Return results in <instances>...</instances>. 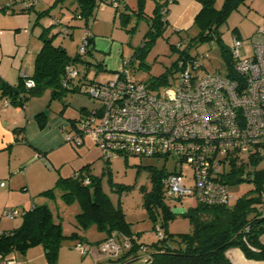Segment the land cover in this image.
<instances>
[{"label": "rangeland", "instance_id": "1", "mask_svg": "<svg viewBox=\"0 0 264 264\" xmlns=\"http://www.w3.org/2000/svg\"><path fill=\"white\" fill-rule=\"evenodd\" d=\"M2 1L0 2V68L10 82H15L18 74L25 70L27 75L32 74L34 54L36 48L38 49L42 43L40 34L43 31L47 36L56 34L53 42L64 47L70 56H79L81 59L93 62L91 56L79 52L88 23L80 17H72L70 8L73 6L69 1L50 8L49 15L45 16H39L38 12L49 8L53 2L39 1L38 4L35 3L36 6L23 11L21 10L23 8L22 0ZM7 4H12V6L7 7ZM222 4L223 0H214L215 8L220 9ZM107 7L113 9L114 6L107 5ZM49 19H52L53 23H48ZM262 23H264V0H245L229 12L226 19L219 24L218 31L228 50H230L231 37L238 36L242 41V45L238 48L239 56L245 57L252 55L250 38ZM131 25L135 28L133 32H128L130 37L124 41L123 58L133 55L148 28L146 19L136 17L135 14L130 21V27ZM200 31L199 24L191 25L180 35L168 28L163 35L155 38L151 47L142 57L135 56L131 63L124 67L129 78L147 84L168 70L167 76L170 83L168 86H174L176 72L170 73V71H173L172 63L178 57L179 52L172 49V45L176 46L178 43L180 49L188 47L190 55L204 56L202 72L226 73L227 64L221 55V48L215 40L192 41ZM70 63L78 71V74L67 87L71 89L74 85H80L81 90L74 92L64 89V92H60L59 95L52 98L53 89L62 90L63 88L47 85L42 93L33 95L35 97H29V99L33 97L30 100L31 106L36 109L41 108L52 115L57 114L60 109H65L67 117L76 119L80 115L78 110L81 107L91 109L99 105L97 100L85 92L86 82L95 77L96 68L93 64L87 67L80 59ZM66 130L73 131L71 126ZM67 144L52 152L53 164L48 162V168L54 172L56 178L71 176L82 166L88 165L90 173L100 180L102 192L114 207H120L131 232L138 236L139 242L150 244L155 241L158 233L154 228V218L143 204V194L144 190L149 191L152 187L151 169L172 171L175 168V161L170 158L130 155L126 159L118 156L107 162L88 136L85 137L82 145L68 142ZM254 165L250 163L249 167L248 165L245 167L249 169ZM179 166L186 174L185 182H190V167L185 163ZM256 166L264 168V160L256 162ZM48 168L47 170H49ZM246 169L243 171L242 177L245 176ZM56 178L55 180L47 179L44 184L47 186L43 189L51 188L55 184ZM228 188L231 192L229 206H232L236 199L242 195L255 196L258 194L254 181L240 180L229 184ZM163 190L164 202L173 214L167 222V231L176 238H179L182 233H192L193 224L188 215L184 213L192 207L191 199L184 197L179 200L168 195L165 189ZM262 190H264V186H262ZM39 193L38 191L35 193L36 201H38L36 199L39 198L38 196H43ZM62 193V190L55 189L53 196H43V198L46 197L45 200L53 219L60 223L64 235L59 245L56 264H150L144 259L141 251L127 255L124 253L125 248L112 254L99 251L98 242L105 237V232L94 223H90L86 227L78 223L77 214L81 208L77 198L66 200ZM14 208L20 209L21 214L12 219L3 214L0 217L2 220L0 229L8 227V225L11 228H18L22 225V212L25 209ZM155 217L159 224L163 221L159 206L156 208ZM159 227L164 233L165 228L161 224ZM78 242L91 248V251L84 256L79 254L74 248ZM7 256L14 259L15 264H47L45 249L41 244L31 245L24 252L14 249Z\"/></svg>", "mask_w": 264, "mask_h": 264}, {"label": "built area", "instance_id": "2", "mask_svg": "<svg viewBox=\"0 0 264 264\" xmlns=\"http://www.w3.org/2000/svg\"><path fill=\"white\" fill-rule=\"evenodd\" d=\"M37 1L22 0L23 7H31ZM157 1L161 2L160 13L165 15L174 0ZM119 3L120 0H99L96 9L106 5L116 8ZM88 33L87 30L79 47L83 54ZM231 38L233 77L202 72L204 56L196 55L177 59L174 86L151 90L146 83L129 78L124 67L130 57L124 58L123 68L112 78L87 83L86 92L99 105L85 109L75 124L71 123L73 131L66 132L64 140L80 145L88 136L105 160L130 155L173 159L178 171L167 174L162 182L168 195L189 197L193 206L197 202L228 204L231 192L224 178L231 161L249 166L252 160H264V23L250 38V56L240 57L238 48L242 41L238 36ZM64 70L62 83L68 86L78 71L71 63L65 64ZM21 76L25 87H34L25 72ZM11 104L10 97H0V107ZM183 163L191 169L188 183L179 166ZM79 178L85 184L89 182L88 176ZM20 214L18 208L4 210V216L10 219ZM157 233L162 236L158 228ZM119 238L115 234L107 237L98 244V250L112 254L129 248V240ZM74 248L82 255L91 251L81 242ZM141 250L145 251V247ZM15 263L0 254V264Z\"/></svg>", "mask_w": 264, "mask_h": 264}, {"label": "trees", "instance_id": "3", "mask_svg": "<svg viewBox=\"0 0 264 264\" xmlns=\"http://www.w3.org/2000/svg\"><path fill=\"white\" fill-rule=\"evenodd\" d=\"M64 1H69L73 6L70 8L72 17L84 19L89 26V20L94 16L99 0H54L49 8L38 12V15H49L50 8ZM136 1V8L131 12V15L135 14L136 17L146 19L148 29L140 45L133 55L130 56V63L135 56L142 57L151 47L155 38L163 35L168 26L166 14L162 15L160 13L161 2L154 0V8L151 13L147 14L143 9L144 0ZM198 1L201 3V9L194 18V24H199L201 31L192 41L215 40L220 46L221 55L227 64L225 74L233 77L235 73L232 69L230 50L226 49L223 44L218 28L229 12L237 8L245 0H223L220 9L215 8L214 0ZM6 6L11 7L12 4ZM31 7H23L21 10H28ZM119 15L123 27L126 28L132 16L123 14V12ZM88 26L87 30L89 31ZM134 28L135 26H131L128 31L133 32ZM176 33L180 34L178 31ZM55 35L47 36L44 31L40 34L42 39L41 48L34 59L33 73L28 76L34 81V87H25V78L21 75L15 84L0 80V97H10L12 104L23 106L30 96L39 95L47 85L63 88L62 90L53 89L51 92L52 98L59 95L60 92H64V89L74 92L80 91V85H74L69 89L62 83L65 78V64L79 59L87 67L93 64L96 68V73L102 69L99 62H89L79 58V56H70L64 47L53 42ZM87 38L89 42L85 54L91 56L93 51L90 31ZM179 46V43L176 46L172 45V49L177 50L179 54L172 63L173 71H170V73L175 72L177 59H188L196 56L189 54L188 47L180 49ZM167 72L168 70L147 83L148 88L156 90L161 88V86L169 85ZM91 81L93 79L88 80L86 84ZM85 109L84 107L80 108V114ZM41 114L43 113L38 114V116ZM76 119H71L72 125L75 124ZM40 125L43 126L44 124L40 123ZM65 142L75 145L71 141ZM110 160L106 161L109 162ZM256 162V160H252L251 163L255 164L254 167L246 169L242 162L231 161V167L227 170L224 183L228 188L229 184L240 180L254 181L258 192L257 195H242L236 199L232 206H229V204L207 205L197 202L196 205H192L188 212H184L193 224V232L182 233L179 238L169 233L166 228L167 222L173 214L169 206L164 202L165 194L163 189L165 188L162 183L163 178L167 174L178 171L177 166L172 171L151 169L152 187L149 191L144 190L143 204L154 218V228L156 230L157 228L160 229L159 226L161 224L165 228V232L161 231L162 236L157 237L150 244L139 242L138 236L131 232L120 207H114L108 197L102 192L100 180L90 173L88 165H84L75 171L78 172L77 177L74 176L75 172L71 176H59L51 188L43 190L39 194L51 197L55 189H60L63 191L62 195L66 200L76 197L81 208V211L77 214L78 223L84 227L94 223L100 230L105 232V238L100 240L98 244L113 234L120 238H127L130 246L129 248H123L125 255L141 251L143 257L146 256V261L150 264H232L226 255V251L230 247H238L245 257L249 259L264 260V244L260 241V236L264 233V190H262V186H264L262 185L264 184V168H257ZM245 169V176L242 177ZM82 175L89 177L87 184L79 178ZM177 199L181 200L182 198ZM158 206L161 207L163 217V221L160 224L155 219V212ZM63 237L61 225L54 221L47 204L34 203L30 209L24 210L20 227L0 231V254L7 256L14 249L24 252L31 245L41 244L45 249L47 264H56L59 245ZM142 246L145 247V251L141 250Z\"/></svg>", "mask_w": 264, "mask_h": 264}, {"label": "crops", "instance_id": "4", "mask_svg": "<svg viewBox=\"0 0 264 264\" xmlns=\"http://www.w3.org/2000/svg\"><path fill=\"white\" fill-rule=\"evenodd\" d=\"M39 1L43 0H38L36 4ZM45 1L50 3L54 0ZM143 2L145 13H151L155 4L154 0H144ZM136 5V0H120L116 8L112 5L113 9H108L107 5L97 8L94 16L89 20L88 28L92 37L93 51L91 57L94 62L101 63L102 68L96 73L93 80H108L123 68L124 41L130 37L128 33L130 23L126 28L123 27L119 14L123 12V14L133 16L131 12L135 10ZM200 9L201 3L198 0H176L170 4L166 13L167 29L170 28L171 31L175 33L178 31L181 34L182 31L194 24V18ZM48 23H53V20L49 19ZM41 44L38 49L36 48L34 59ZM20 75L18 74L17 80ZM0 80L9 84L17 82V80L10 82L1 68ZM33 97L27 100L23 106L11 104L0 107V182H4L3 185L0 184V217L8 207H20L28 210L34 203L47 204L46 197L43 198V196H38L39 198H36L38 201H36L35 193L46 190L43 188L47 186L44 185L47 179L55 180L57 177L48 168V162H54L51 157L52 152L68 145L64 140V134L70 132L66 128H70L71 118L65 115V109H60L57 114H49L41 108L36 109L31 106L30 100ZM40 113L43 114L38 116ZM40 123L44 125L41 126ZM1 223L2 220H0V227ZM9 226L3 227L0 231L14 229ZM260 241L264 244V233L260 236ZM226 255L232 264H264V260L245 257L238 247L228 248Z\"/></svg>", "mask_w": 264, "mask_h": 264}]
</instances>
